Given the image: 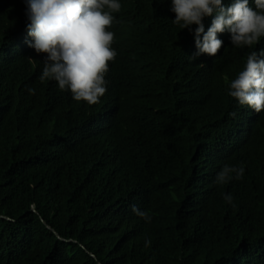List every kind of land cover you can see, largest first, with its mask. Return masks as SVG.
Masks as SVG:
<instances>
[{"label":"trees","instance_id":"obj_1","mask_svg":"<svg viewBox=\"0 0 264 264\" xmlns=\"http://www.w3.org/2000/svg\"><path fill=\"white\" fill-rule=\"evenodd\" d=\"M119 2L89 104L39 80L25 0H0V264H264V111L228 94L264 37L217 33L218 53L192 59L172 0ZM225 164L243 179L217 184Z\"/></svg>","mask_w":264,"mask_h":264},{"label":"clouds","instance_id":"obj_2","mask_svg":"<svg viewBox=\"0 0 264 264\" xmlns=\"http://www.w3.org/2000/svg\"><path fill=\"white\" fill-rule=\"evenodd\" d=\"M27 40L37 54L46 53L39 80H55L60 90H69L75 101L95 104L106 92L104 74L108 61L117 53L111 48L114 33L107 29L113 23L114 12H119V0H25ZM255 9L249 0H234L225 5L222 0H172L173 20L183 28L194 32L197 51L215 56L223 41L217 33H231L235 47H251L264 37V0H254ZM107 8L109 11H105ZM211 27L205 32L202 22L212 16ZM197 25L194 29L191 25ZM201 34L203 36L201 37ZM34 94V89H30ZM228 94L240 105H247L255 112L264 111V49L252 51L244 70L231 81ZM235 116L236 113H229ZM244 168L225 164L217 174L216 183L225 184L231 179H243ZM224 199L231 203L230 194ZM133 211L150 221L151 217L135 205Z\"/></svg>","mask_w":264,"mask_h":264},{"label":"water","instance_id":"obj_3","mask_svg":"<svg viewBox=\"0 0 264 264\" xmlns=\"http://www.w3.org/2000/svg\"><path fill=\"white\" fill-rule=\"evenodd\" d=\"M34 211H35V210H34ZM35 212H37V211H35ZM37 213H38V212H37ZM50 228H51L52 230L56 231L52 226H50ZM57 234H58V236H59L60 238L64 239L63 237L60 236L59 233H57Z\"/></svg>","mask_w":264,"mask_h":264}]
</instances>
